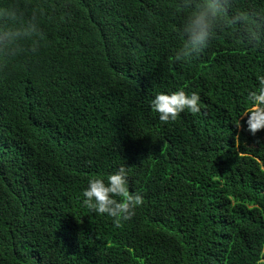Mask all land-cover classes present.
Masks as SVG:
<instances>
[{
  "label": "trees",
  "instance_id": "trees-1",
  "mask_svg": "<svg viewBox=\"0 0 264 264\" xmlns=\"http://www.w3.org/2000/svg\"><path fill=\"white\" fill-rule=\"evenodd\" d=\"M183 3L0 0L16 12L0 28L35 29L0 46V264H261L264 129L239 115L264 43L222 24L178 62ZM227 7L264 15V0ZM177 89L201 111L162 122L150 101ZM120 167L143 203L117 223L82 193Z\"/></svg>",
  "mask_w": 264,
  "mask_h": 264
},
{
  "label": "clouds",
  "instance_id": "clouds-1",
  "mask_svg": "<svg viewBox=\"0 0 264 264\" xmlns=\"http://www.w3.org/2000/svg\"><path fill=\"white\" fill-rule=\"evenodd\" d=\"M228 0H184L180 5L183 21L178 29L182 43L175 51L174 59L187 61L204 51L216 34L218 27L235 25L243 27L240 42L259 50L258 45L264 43V15H252L246 11L228 15ZM16 12L8 8H0V21L14 19ZM34 26L23 28H0V46H11L22 36L34 32ZM247 108L240 118L244 119L245 130L252 135L264 129V75L259 77L257 87L246 92ZM151 108L158 114L162 122L175 121L185 110L196 114L201 111L200 96L196 92L186 93L183 89L158 92L150 101ZM234 125L240 128V120ZM126 169L120 167L106 176H97L87 182L83 190L82 203L92 212L107 215L117 223L130 220L136 209L142 205L140 194L128 191ZM118 197L122 199H117ZM261 264H264L262 259Z\"/></svg>",
  "mask_w": 264,
  "mask_h": 264
}]
</instances>
